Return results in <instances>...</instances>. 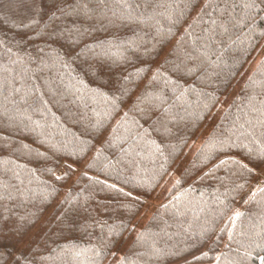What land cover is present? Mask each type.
Returning <instances> with one entry per match:
<instances>
[{
	"label": "trees",
	"instance_id": "trees-1",
	"mask_svg": "<svg viewBox=\"0 0 264 264\" xmlns=\"http://www.w3.org/2000/svg\"><path fill=\"white\" fill-rule=\"evenodd\" d=\"M244 2L0 0V264H264Z\"/></svg>",
	"mask_w": 264,
	"mask_h": 264
},
{
	"label": "snow or ice",
	"instance_id": "snow-or-ice-1",
	"mask_svg": "<svg viewBox=\"0 0 264 264\" xmlns=\"http://www.w3.org/2000/svg\"><path fill=\"white\" fill-rule=\"evenodd\" d=\"M261 4H264V0H261ZM243 7L245 9L252 10L251 19L253 21L255 20V16H256L257 11H264V7H261V5L257 3V0H245ZM248 18H249L248 16H245L244 20L247 21ZM241 22L242 21H237V23H241Z\"/></svg>",
	"mask_w": 264,
	"mask_h": 264
},
{
	"label": "rangeland",
	"instance_id": "rangeland-1",
	"mask_svg": "<svg viewBox=\"0 0 264 264\" xmlns=\"http://www.w3.org/2000/svg\"><path fill=\"white\" fill-rule=\"evenodd\" d=\"M246 74H248V73H246ZM246 74H245V75H246ZM215 120H216V119H215ZM215 120H214L213 122H215ZM207 132H208V129L205 131L204 135H206ZM199 144H200V140L197 141V142L194 144V146H193V151L197 149V147H198ZM191 154H192V153H191ZM180 169H181V167H180ZM180 169H179L177 172H179ZM263 178H264V175H263ZM148 204H149L150 207L152 206L151 202L148 203ZM158 204H160V201H159V200H158L156 203H154V206H155V205H158ZM239 209H240V207L238 208V210H239ZM236 215H237V212L234 213V216H236ZM234 216H233V217H234ZM144 221H145V218H144L142 221L139 222V226H140Z\"/></svg>",
	"mask_w": 264,
	"mask_h": 264
}]
</instances>
